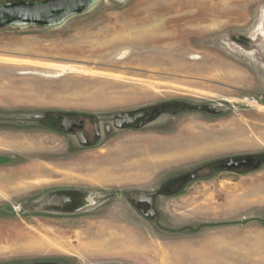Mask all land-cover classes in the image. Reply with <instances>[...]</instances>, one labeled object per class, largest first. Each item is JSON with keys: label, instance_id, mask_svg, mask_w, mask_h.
Here are the masks:
<instances>
[{"label": "rangeland", "instance_id": "rangeland-1", "mask_svg": "<svg viewBox=\"0 0 264 264\" xmlns=\"http://www.w3.org/2000/svg\"><path fill=\"white\" fill-rule=\"evenodd\" d=\"M162 257L264 264V0L1 25L0 264Z\"/></svg>", "mask_w": 264, "mask_h": 264}, {"label": "water", "instance_id": "water-1", "mask_svg": "<svg viewBox=\"0 0 264 264\" xmlns=\"http://www.w3.org/2000/svg\"><path fill=\"white\" fill-rule=\"evenodd\" d=\"M90 0H55L47 3L0 5V26L13 22L53 25L89 10Z\"/></svg>", "mask_w": 264, "mask_h": 264}, {"label": "bare ground", "instance_id": "bare-ground-1", "mask_svg": "<svg viewBox=\"0 0 264 264\" xmlns=\"http://www.w3.org/2000/svg\"><path fill=\"white\" fill-rule=\"evenodd\" d=\"M98 0H90V2H91V5H90V8H92L94 5H95V3L97 2ZM89 8V9H90ZM57 58V57H56ZM33 65V64H32ZM38 66V65H37ZM32 67V66H31ZM43 67V66H42ZM45 68V67H44ZM47 68V67H46ZM49 68V67H48ZM53 69V68H52ZM51 69V70H52ZM38 70V69H37ZM46 70H49V69H46ZM193 151V150H192ZM194 151H195V149H194ZM31 174V173H30ZM33 174H31V176H32ZM28 243H30V241L28 242ZM87 246V245H86ZM91 248V247H90ZM160 260V259H159ZM166 260V258L165 257H162V260H161V263L162 262H164ZM247 261V260H246ZM163 264V263H162Z\"/></svg>", "mask_w": 264, "mask_h": 264}]
</instances>
